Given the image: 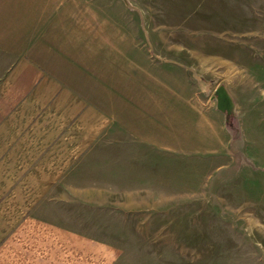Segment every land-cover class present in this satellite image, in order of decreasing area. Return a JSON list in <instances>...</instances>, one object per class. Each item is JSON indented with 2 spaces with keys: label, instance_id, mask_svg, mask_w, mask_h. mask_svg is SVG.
I'll return each instance as SVG.
<instances>
[{
  "label": "rangeland",
  "instance_id": "rangeland-1",
  "mask_svg": "<svg viewBox=\"0 0 264 264\" xmlns=\"http://www.w3.org/2000/svg\"><path fill=\"white\" fill-rule=\"evenodd\" d=\"M22 1L17 13L34 12ZM64 2L55 28L79 31L30 58L106 108V94L124 85L130 118L146 126L147 143L133 130L126 148L122 131L102 140L89 168L121 183L125 155L129 185L156 192L157 208L131 212L140 225L130 228L127 264H264V0ZM106 62L105 74L125 71L127 82L94 78L93 65ZM218 87L230 114L216 107Z\"/></svg>",
  "mask_w": 264,
  "mask_h": 264
},
{
  "label": "crops",
  "instance_id": "crops-1",
  "mask_svg": "<svg viewBox=\"0 0 264 264\" xmlns=\"http://www.w3.org/2000/svg\"><path fill=\"white\" fill-rule=\"evenodd\" d=\"M19 1L0 0V264H127L130 228L140 225L131 212L157 208L156 192L129 185L125 155L121 183L94 179L89 168L102 140L122 131L126 148L133 130L138 143H147L146 126L130 118L124 85L123 94H106V108L31 59L36 46L79 30L55 28L67 13L64 0H53L59 4L49 11L43 4L51 0H28L30 13L15 11ZM93 67L102 82H127L125 71L105 74L110 63ZM153 138L149 143L162 148Z\"/></svg>",
  "mask_w": 264,
  "mask_h": 264
},
{
  "label": "water",
  "instance_id": "water-1",
  "mask_svg": "<svg viewBox=\"0 0 264 264\" xmlns=\"http://www.w3.org/2000/svg\"><path fill=\"white\" fill-rule=\"evenodd\" d=\"M216 107L221 112L230 114L232 112V100L223 87H218L216 90Z\"/></svg>",
  "mask_w": 264,
  "mask_h": 264
}]
</instances>
